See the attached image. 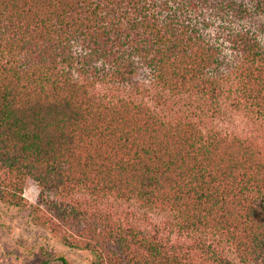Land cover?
Returning <instances> with one entry per match:
<instances>
[{
  "label": "trees",
  "instance_id": "1",
  "mask_svg": "<svg viewBox=\"0 0 264 264\" xmlns=\"http://www.w3.org/2000/svg\"><path fill=\"white\" fill-rule=\"evenodd\" d=\"M203 12L225 21L220 44L198 26ZM254 18L264 0H0V204L30 207V226L91 264H264L261 150L95 93L138 88L141 69L156 102L218 101L225 42L237 91L264 115V47L244 27ZM109 198L165 215L167 234L113 219Z\"/></svg>",
  "mask_w": 264,
  "mask_h": 264
},
{
  "label": "rangeland",
  "instance_id": "2",
  "mask_svg": "<svg viewBox=\"0 0 264 264\" xmlns=\"http://www.w3.org/2000/svg\"><path fill=\"white\" fill-rule=\"evenodd\" d=\"M249 3L251 0H236ZM198 18L201 31L213 42H222L220 33L226 27L224 20L215 14L203 12ZM204 21V22H203ZM204 24L209 26L203 28ZM243 27V25H241ZM246 28L254 30L264 47V19L254 18L245 24ZM218 31V33H217ZM225 65H232L236 56L228 49L226 43L222 45ZM231 66V67H232ZM231 67L224 66L221 72L223 94L218 101L209 102L199 97L178 96L171 97L162 94L163 100L156 102L154 96L160 91L154 81L144 70H139L136 76L138 88L133 86L97 87L95 93L106 96H120L131 99L148 107L159 115L166 116V121L190 118L204 133L217 132L227 138H238L254 144L264 154V115L254 110L249 103L243 101L236 89L234 74ZM161 93V92H160ZM158 101V100H157ZM178 116V117H177ZM39 190L37 185L28 181L23 191V197L31 206L36 204ZM103 211L113 215V219L122 224L136 225L142 230L153 233L159 228V233L166 235L161 229L165 225L166 217L160 213L144 212L135 204L118 202L114 199L101 201ZM30 207L24 210L7 209L0 204V264H60L56 257H64L69 264H91L93 257L88 253L73 252L59 244L46 231L32 227L28 223ZM155 227V228H154ZM172 242L183 243L186 238L174 233L170 236ZM229 258L234 259L233 251L227 249Z\"/></svg>",
  "mask_w": 264,
  "mask_h": 264
}]
</instances>
